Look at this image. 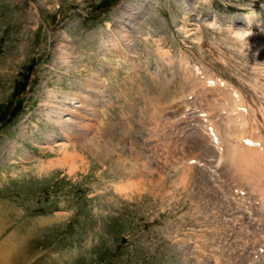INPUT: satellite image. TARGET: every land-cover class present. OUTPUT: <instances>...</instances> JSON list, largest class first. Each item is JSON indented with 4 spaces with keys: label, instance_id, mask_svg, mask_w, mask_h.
<instances>
[{
    "label": "rangeland",
    "instance_id": "rangeland-1",
    "mask_svg": "<svg viewBox=\"0 0 264 264\" xmlns=\"http://www.w3.org/2000/svg\"><path fill=\"white\" fill-rule=\"evenodd\" d=\"M263 42L264 0H0V264H264L185 160L197 81L254 101Z\"/></svg>",
    "mask_w": 264,
    "mask_h": 264
},
{
    "label": "bare ground",
    "instance_id": "bare-ground-1",
    "mask_svg": "<svg viewBox=\"0 0 264 264\" xmlns=\"http://www.w3.org/2000/svg\"><path fill=\"white\" fill-rule=\"evenodd\" d=\"M204 33V32H203ZM241 36V35H240ZM243 36V35H242ZM244 37V36H243ZM196 38V37H194ZM240 38V37H239ZM198 39V38H197ZM242 39V38H241ZM117 40V39H116ZM199 40V39H198ZM242 41V40H241ZM245 42V41H244ZM116 43V42H115ZM207 43V42H206ZM264 43V42H263ZM201 44V43H200ZM116 46V45H115ZM120 47V46H119ZM118 49V48H117ZM116 49V50H117ZM256 49V48H255ZM254 49V51H255ZM259 49V48H258ZM121 50V49H120ZM253 50V49H252ZM257 50V49H256ZM260 51V50H259ZM118 52V51H116ZM252 52V51H251ZM192 54V53H191ZM223 54V53H222ZM252 54V53H251ZM258 54V53H257ZM256 54V55H257ZM261 54V53H260ZM259 55V54H258ZM63 58L67 59V54L62 55ZM121 56V55H120ZM245 56V55H244ZM264 56V55H263ZM262 56V57H263ZM250 57V56H249ZM260 57V56H259ZM258 59V58H257ZM221 60V59H220ZM262 60V59H261ZM68 61V60H67ZM64 61L63 62H66ZM263 61V60H262ZM193 62V61H192ZM240 62V61H239ZM244 62V61H243ZM70 64V63H69ZM219 64V63H218ZM241 64V63H240ZM198 65V64H197ZM258 65V64H257ZM65 66V65H64ZM71 66V65H70ZM217 66V65H216ZM220 66V65H219ZM233 66V65H232ZM73 67V66H72ZM196 67V66H195ZM246 67V66H245ZM248 67V66H247ZM204 68V67H203ZM234 68V66H233ZM66 69V68H64ZM185 69V68H184ZM211 69V68H210ZM205 70V69H204ZM73 72L75 70H72ZM95 71V70H94ZM200 71V70H199ZM210 71V70H209ZM212 71V70H211ZM238 71V70H237ZM260 71V70H259ZM65 72V71H64ZM197 72V71H196ZM195 72V73H196ZM204 72V71H203ZM202 72V73H203ZM208 72V71H207ZM236 72V71H235ZM70 73V72H69ZM80 73V72H79ZM92 73V72H91ZM140 73V72H139ZM145 73V72H144ZM190 73H192L190 71ZM210 73V72H208ZM212 73V72H211ZM251 73V72H250ZM146 74V73H145ZM193 74V73H192ZM206 74V73H205ZM204 74V75H205ZM90 75V74H89ZM196 75V74H195ZM194 75V76H195ZM204 75L202 74L203 78ZM239 75V74H238ZM68 76V75H67ZM158 76V75H157ZM160 76V75H159ZM193 76V75H192ZM201 76V78H202ZM251 76V75H250ZM81 77V76H80ZM144 77V76H143ZM161 77V76H160ZM238 77V76H237ZM245 77H247L245 75ZM76 78V76H75ZM125 78V77H124ZM130 78V77H129ZM152 78V77H151ZM154 78V77H153ZM128 79V78H127ZM158 79V78H157ZM165 79V78H164ZM191 79V78H190ZM196 78L194 81H186V89L190 94L193 93L194 85L193 83L197 81ZM219 79V78H218ZM94 80V79H93ZM168 80V79H167ZM212 80V81H209ZM95 81V80H94ZM129 81V80H128ZM160 81V80H159ZM162 81V80H161ZM166 81V80H165ZM88 82V81H87ZM90 82V81H89ZM197 83L202 84L201 86L207 87H200L198 91V99H199V109L196 111L199 113L198 121H200V124L197 128L199 130L195 129L191 131H188L189 137H187V140L192 141L187 143V155H186V166L189 170H192L194 163H197L199 166L196 167L203 171L204 168H209L208 170L212 173H208L204 178V173L202 175L199 174L202 178H204L203 183L201 185L202 193L205 196H226L228 199H230L232 202L231 207L235 208L234 211L242 212L243 214L246 212L247 217H250L251 220L254 219L252 222H256L259 227H256L253 229L252 232L255 233L253 235H249L251 238L255 237V242L258 246V250L261 252H264V81H259V84L257 81H247L244 82L243 85H245V88L248 89L253 88V93L258 94L254 97V101L247 98V96L244 94L243 89L239 87V90L236 91V86L232 88L233 93L235 92L234 96H232L233 99L230 98V94L228 96V92H226V89H229L230 87H227L232 85L225 81H214L209 75L206 77V80L197 81ZM196 83V84H197ZM91 84V83H90ZM94 84V83H92ZM216 84V85H215ZM88 85V84H87ZM217 85H220L222 89L215 88ZM249 85V87H248ZM87 88V87H86ZM254 88L256 89L254 91ZM186 90V91H187ZM230 88V92L232 91ZM96 91V90H95ZM94 91V92H95ZM246 91V90H245ZM250 91V90H249ZM67 92V91H66ZM64 92V93H66ZM78 92V90H77ZM192 92V93H191ZM258 92V93H257ZM79 93V92H78ZM77 93V96H78ZM188 93V95H189ZM232 93V94H233ZM71 94V93H70ZM69 96V94H67ZM76 95V94H75ZM55 96V95H54ZM66 96V94L64 95ZM187 96V95H186ZM193 97V96H191ZM197 97V96H196ZM195 97V98H196ZM79 98V97H78ZM188 98V97H187ZM185 98V99H187ZM71 99V98H70ZM252 99V98H251ZM64 100V99H62ZM195 100V99H194ZM192 101V100H191ZM190 101V102H191ZM65 104V103H64ZM190 106H192L190 104ZM194 106V105H193ZM198 108V107H196ZM59 111V110H58ZM193 111V110H192ZM74 112V111H73ZM61 113V112H60ZM195 113V112H194ZM197 113V114H198ZM191 115L189 113V121L191 118ZM57 118V117H56ZM193 119V118H191ZM60 120V119H59ZM188 124V123H187ZM193 125V124H192ZM67 126V125H66ZM190 128V127H189ZM192 128V127H191ZM53 129V128H52ZM59 130V128H58ZM188 130V129H187ZM68 133V132H67ZM71 133V132H70ZM187 133V134H188ZM63 134V133H62ZM187 136V135H186ZM70 137V135H69ZM186 138V137H185ZM189 138V139H188ZM73 139V138H72ZM194 141L200 144L198 147L200 152L195 151V143ZM209 141V142H208ZM73 142V141H72ZM211 143V144H210ZM194 146V147H193ZM65 148V147H63ZM65 155V152H64ZM66 157V155H65ZM64 159V158H63ZM142 159V157L140 158ZM139 159V160H140ZM143 161V160H142ZM50 162V161H49ZM48 162V164H49ZM53 162V161H51ZM50 162V163H51ZM138 162V161H137ZM147 162V161H146ZM59 163V162H58ZM148 163V162H147ZM142 164V163H141ZM140 164V165H141ZM50 165V164H49ZM145 165V164H144ZM138 167V166H137ZM150 167V166H149ZM147 168V167H146ZM195 168V166L193 167ZM197 170V169H196ZM187 171V170H186ZM185 171V172H186ZM206 171V170H205ZM121 172V171H120ZM184 172V173H185ZM193 173L192 171H190ZM207 172V171H206ZM200 173V172H199ZM190 174V173H189ZM184 175V174H182ZM197 175V174H196ZM186 179H189V175H184ZM189 176V177H188ZM195 177V176H194ZM185 178H182L185 180ZM208 178L213 182V186H210L208 183ZM207 179V180H206ZM192 180V179H191ZM207 181V182H206ZM184 182V181H183ZM201 183V182H200ZM198 184V183H195ZM193 185V184H192ZM199 185V184H198ZM200 187V186H199ZM193 188V187H192ZM199 189V188H198ZM190 190V189H189ZM192 190V189H191ZM200 191V192H201ZM193 192V191H192ZM201 193V194H202ZM196 195V194H195ZM194 195V196H195ZM202 198V197H200ZM226 198V199H227ZM191 199V197H190ZM208 199V198H207ZM216 199V198H212ZM224 199V198H222ZM197 200V199H196ZM202 200V199H201ZM204 200V198H203ZM221 200V199H220ZM218 199V202L220 201ZM225 200V199H224ZM205 201V200H204ZM211 201V200H210ZM229 200H227L228 202ZM231 201L228 202V207H225L229 209V203L231 204ZM202 202V201H200ZM212 202V201H211ZM206 203V201H205ZM204 203V204H205ZM210 203V202H209ZM214 203V202H213ZM222 203V202H221ZM219 204V203H218ZM224 204V202L222 203ZM212 205V203H211ZM201 206V204L199 205ZM204 206V205H202ZM207 206V205H206ZM210 206V205H209ZM221 206V205H220ZM224 206V205H223ZM212 207V206H211ZM216 207V206H215ZM219 207V206H218ZM208 208V207H207ZM217 208V207H216ZM221 209H224L220 207ZM225 208V209H226ZM204 209V208H201ZM224 209V210H225ZM192 210V209H191ZM206 210V209H205ZM210 210V209H209ZM220 210V209H219ZM227 210V209H226ZM232 210V211H233ZM222 211V210H221ZM207 212V211H206ZM209 212V211H208ZM228 212V211H227ZM231 212V210L229 211ZM234 213V212H233ZM232 213V215H233ZM189 214V213H188ZM202 214V213H201ZM206 214V213H205ZM230 214V213H229ZM233 215L234 218L236 213ZM210 215V214H209ZM232 215L229 217L231 218ZM206 216V215H205ZM221 216V215H217ZM216 216V217H217ZM228 216V215H227ZM240 218L244 217L239 214ZM202 218V217H200ZM213 220L215 219V217ZM219 218V217H218ZM205 219V218H204ZM208 219V218H207ZM223 219V217H222ZM237 219V218H236ZM246 220L245 218H243ZM242 219V220H243ZM203 220V219H202ZM248 220H250L248 218ZM250 220V221H251ZM206 221V220H205ZM210 221V220H209ZM221 221V220H219ZM217 221V222H219ZM225 222V220H223ZM234 221V220H233ZM239 222H243L241 220H236ZM200 222V221H199ZM216 222V223H217ZM223 222V223H224ZM227 222V221H226ZM235 222V221H234ZM229 223V222H228ZM246 223V221H245ZM244 223V228L245 224ZM227 224V223H226ZM243 224V223H242ZM239 224V225H242ZM247 224H251L250 222H247ZM211 225V224H210ZM222 225V224H221ZM253 225V223H252ZM203 226V225H202ZM219 226V224H218ZM242 226V227H243ZM251 225H249L250 227ZM256 226V224H255ZM226 227V226H225ZM237 227V226H236ZM240 227V230H243L244 228ZM205 228V227H204ZM224 228V227H223ZM251 228H253L251 226ZM250 228V231H251ZM220 229V228H219ZM232 229V228H231ZM206 230V229H205ZM216 230V229H215ZM230 230V229H229ZM235 230V229H233ZM203 231V230H202ZM225 232L224 230H222ZM231 231V230H230ZM238 231V230H237ZM236 231V232H237ZM208 232V231H207ZM239 232V231H238ZM249 232V231H248ZM246 232V234L248 233ZM250 232V233H252ZM212 233V231L210 232ZM242 233V232H240ZM222 234V233H221ZM225 234V233H224ZM229 234V233H228ZM233 234V233H232ZM237 236L241 237V234L239 235L236 233ZM212 235V234H211ZM230 235V234H229ZM228 235V236H229ZM234 235V234H233ZM235 236H233L234 238ZM238 237V238H239ZM249 238V237H248ZM250 238V240H252ZM203 239V238H202ZM241 239V238H240ZM247 239V237H246ZM243 240V239H242ZM245 240V239H244ZM252 243H255V242ZM247 242V240H246ZM235 243V242H234ZM249 243V242H248ZM247 243V245H248ZM245 244V243H244ZM242 242V246H245ZM251 244V243H250ZM253 244V247L254 245ZM8 245V241H5L0 246V254L5 250L4 247ZM233 246V245H232ZM240 247V246H239ZM248 247V246H247ZM234 248V247H233ZM257 248V247H255ZM249 249V248H247ZM251 249V248H250ZM239 250V249H238ZM255 250V249H254ZM253 250V251H254ZM245 251V250H244ZM250 251V250H248ZM247 251V252H248ZM226 252V251H225ZM240 252V251H239ZM256 252V251H255ZM229 253V252H228ZM249 253V252H248ZM246 254V253H245ZM255 254V253H254ZM259 254V253H258ZM222 259V254H219ZM225 255V254H224ZM223 255V256H224ZM228 255V254H227ZM253 255V254H252ZM251 255V256H252ZM257 255V254H255ZM264 255V254H263ZM262 256V255H261ZM219 257V256H218ZM225 257V256H224ZM229 257V256H228ZM243 257V255L241 256ZM246 257V256H245ZM264 257V256H262ZM249 258V257H248ZM257 258V256H256ZM220 259V260H221ZM253 259V257H252ZM261 259V258H260ZM249 260V259H248ZM259 260V259H258ZM243 261V260H242ZM255 261V260H254ZM252 261H250L251 263ZM256 262V261H255ZM264 262V261H263ZM241 264V263H239Z\"/></svg>",
    "mask_w": 264,
    "mask_h": 264
}]
</instances>
